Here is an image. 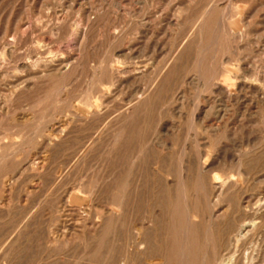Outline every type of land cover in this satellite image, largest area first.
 Wrapping results in <instances>:
<instances>
[{"label":"rangeland","instance_id":"obj_1","mask_svg":"<svg viewBox=\"0 0 264 264\" xmlns=\"http://www.w3.org/2000/svg\"><path fill=\"white\" fill-rule=\"evenodd\" d=\"M246 248L264 263V0H0V264Z\"/></svg>","mask_w":264,"mask_h":264},{"label":"bare ground","instance_id":"obj_2","mask_svg":"<svg viewBox=\"0 0 264 264\" xmlns=\"http://www.w3.org/2000/svg\"><path fill=\"white\" fill-rule=\"evenodd\" d=\"M220 19V18H219ZM223 26V25H222ZM225 27V26H224ZM222 29V28H221ZM234 36V35H233ZM45 64V63H44ZM155 65V64H154ZM26 66V65H25ZM223 66V65H222ZM59 67V66H58ZM67 67V66H66ZM156 69H158V68H156ZM154 71V70H153ZM152 71V72H153ZM220 74V73H219ZM225 75V74H224ZM59 76V75H58ZM226 76H228V77H230V75L229 74H227ZM211 77V76H210ZM242 77V76H241ZM232 78V77H231ZM234 78H235V76H234ZM217 79H219V78H217ZM214 80V82H213V85L215 86V87H217V88H219L220 89V82H218V81H216V78H214L213 79ZM241 80H243V78L241 79ZM206 81V80H205ZM201 84H202V82H201ZM246 86H244V88H245ZM32 88V87H31ZM133 88V87H132ZM211 88V87H210ZM225 88V87H224ZM133 90V89H132ZM228 90V89H227ZM224 92V91H223ZM229 92V91H228ZM252 92V91H251ZM260 92V91H259ZM254 93H256V92H254ZM227 94H229V93H227ZM258 94V93H257ZM256 94V95H257ZM262 95V94H261ZM259 96V95H258ZM257 96V97H258ZM234 97V96H233ZM261 97H263V96H261ZM260 97V98H261ZM256 98V97H255ZM259 98V99H260ZM258 102V101H257ZM120 137V136H119ZM196 162V161H195ZM238 162H239V160H238ZM32 167V166H31ZM202 168V167H201ZM203 169V168H202ZM192 170H193V168H192ZM195 170V169H194ZM201 170V169H200ZM186 171V170H185ZM205 171V170H204ZM189 174V173H188ZM162 175V174H161ZM206 181V180H205ZM186 182V181H185ZM208 184V183H207ZM186 185V184H185ZM205 185V184H204ZM226 185H228V184H225V186ZM207 185H205V187H206ZM235 186V185H234ZM208 187V186H207ZM217 187V186H216ZM204 188V187H203ZM209 188V187H208ZM207 188V189H208ZM212 188V187H211ZM206 189V190H207ZM216 189V188H215ZM219 190V189H218ZM209 191V190H208ZM213 191V190H212ZM211 191V192H212ZM210 192V193H211ZM223 192V191H222ZM209 193V192H208ZM209 193V194H210ZM207 194V193H206ZM219 195H222V194H219ZM189 196V195H188ZM217 197V196H216ZM162 199V198H161ZM216 200H218V199H216ZM216 202V201H215ZM218 203H219V201H217ZM216 202V203H217ZM212 203V202H211ZM215 205V204H214ZM157 209V208H156ZM191 210H192V208H191ZM194 214V213H193ZM191 216H193V215H190V217ZM116 219V218H115ZM186 219V218H185ZM188 219V218H187ZM189 222V221H188ZM232 224V223H231ZM242 224V223H241ZM252 225H250V224H242V225H240V226H238V229H236L237 230V234H236V237H238L239 238V240H245V238L247 239L248 237H246L247 236V234H248V229H250V227H251ZM231 230H232V228H231ZM207 231V230H206ZM230 233V232H229ZM222 237V236H221ZM233 240V239H232ZM250 246V245H249ZM131 247V246H130ZM248 249H250V248H246V249H244V252H241V254H240V256H238L239 258L237 259V260H235V259H233L232 257L231 258H229V259H224V260H221L220 261V264H241L240 263V260L242 259L243 260V262H242V264H253L252 263V261H249L248 262V260H250L249 258H251V260H252V256L250 255L251 254V252H249V251H247ZM252 249V248H251ZM254 261V260H253ZM204 262V261H203ZM260 264H262V263H260ZM264 264V263H263Z\"/></svg>","mask_w":264,"mask_h":264}]
</instances>
